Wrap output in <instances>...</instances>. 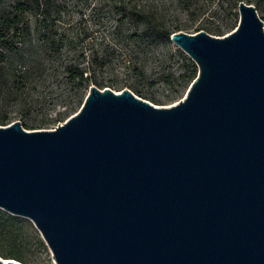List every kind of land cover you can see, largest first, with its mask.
<instances>
[{
  "label": "water",
  "instance_id": "1",
  "mask_svg": "<svg viewBox=\"0 0 264 264\" xmlns=\"http://www.w3.org/2000/svg\"><path fill=\"white\" fill-rule=\"evenodd\" d=\"M238 15L172 33L198 72L171 105L91 85L53 129L0 125V208L55 264H264V20Z\"/></svg>",
  "mask_w": 264,
  "mask_h": 264
},
{
  "label": "trees",
  "instance_id": "2",
  "mask_svg": "<svg viewBox=\"0 0 264 264\" xmlns=\"http://www.w3.org/2000/svg\"><path fill=\"white\" fill-rule=\"evenodd\" d=\"M241 1L264 12V0H114L91 8L95 28L88 29L82 12L66 0H11L8 6L0 0V125L10 118L11 106L27 118L38 111L44 115L59 105L38 124L65 120L79 109L91 85L100 89L118 86L99 77L115 67L135 78L127 87L145 99L140 84L147 76L145 61L154 56L151 47H166L184 60L182 82L174 94L186 91L198 68L181 49H173L170 36L185 29L222 36L237 26ZM105 8L112 23L102 21ZM73 12L81 17L73 20L69 16ZM177 15L191 23L184 27L173 23L171 16ZM62 86L66 98L49 101ZM17 218L0 209V227L16 230L11 222Z\"/></svg>",
  "mask_w": 264,
  "mask_h": 264
},
{
  "label": "rangeland",
  "instance_id": "3",
  "mask_svg": "<svg viewBox=\"0 0 264 264\" xmlns=\"http://www.w3.org/2000/svg\"><path fill=\"white\" fill-rule=\"evenodd\" d=\"M3 1L7 6L11 2V0ZM66 1L75 5L74 7H76L77 11L82 12V17L87 20V23H84V25L88 29H94L95 26L92 23V19H90L92 14L91 8L94 6L100 7L103 5H109L114 0ZM107 9L108 8H105V10L103 11L104 18L102 21L112 23V20L108 18L110 16L107 12ZM76 10L74 11L76 12ZM75 12L69 14V16L73 20L81 17ZM257 14L260 18H264V12L257 11ZM69 16H66V18H68ZM177 16V18H173V16H171V19H173V23H180L182 27H184V25L186 24L191 23V21H187V18L185 16ZM197 23L195 22V24ZM184 31L188 33H194L192 29H185ZM97 33L99 32H95L94 34ZM172 45L173 49H180L177 45ZM150 49L153 52L154 56H150L145 61L147 76L145 77V83L140 84V89L146 97L145 100H148L149 102L158 106L171 105L180 100L185 94V91H182L177 95L174 94V90L177 89L179 87V84L182 82L181 75L184 72L185 62L179 56L171 54L166 47H151ZM99 77H102L107 81L117 83L118 86H114L111 88L114 91H120L123 88H128L127 86L132 85L135 82V78L126 73L122 67H115L113 71H111L110 69H106L100 73ZM66 94L67 91L64 86L57 88L51 94L49 101L58 103V101L66 98ZM150 99H153L155 102H152ZM58 107L59 105L55 107L52 106L44 115L42 114V112L38 111L35 113H31L30 117L21 118L18 115L19 113L17 112V107L11 106L8 111L10 118L6 121V124H9L15 120H19L22 127L27 130L53 129L56 125L62 123L64 119L57 120L47 125H39L38 122L44 116L47 117L48 115H52L54 113V109H58ZM69 115H72V113ZM1 210L4 211L3 209ZM17 217L18 220L11 222L15 225L14 228L16 230L10 231L7 228L0 227V258L14 259L23 264H55L51 251L45 244L44 240L42 239L40 233L35 228L33 223L25 217ZM7 223L9 224L10 222ZM39 240H41L43 244L39 243Z\"/></svg>",
  "mask_w": 264,
  "mask_h": 264
}]
</instances>
